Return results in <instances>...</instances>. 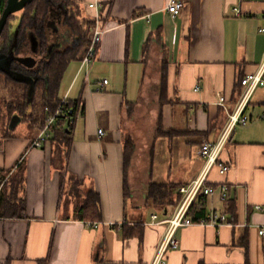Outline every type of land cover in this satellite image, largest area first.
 <instances>
[{
	"label": "crops",
	"instance_id": "obj_1",
	"mask_svg": "<svg viewBox=\"0 0 264 264\" xmlns=\"http://www.w3.org/2000/svg\"><path fill=\"white\" fill-rule=\"evenodd\" d=\"M49 1L67 10L72 3L94 24L99 14L107 30L88 82L78 75L84 46L60 83L59 99L69 93L80 107L70 149L32 146L43 121L31 120L35 109L1 122L0 264H151L178 204L153 203L150 186L188 184L204 170L202 145L218 140L241 79L264 63V0H184L175 17L170 0ZM64 40L68 47L79 37L67 27ZM4 61L9 72L14 60ZM73 62L78 68L60 96ZM246 114L249 122L236 126L220 155L229 171L208 174L209 184L228 185L227 200L217 192L196 213L202 219L215 210L226 223L180 227L167 264H264V86ZM144 117L147 136L136 132ZM73 177L99 195L97 220L77 216L85 197L71 191Z\"/></svg>",
	"mask_w": 264,
	"mask_h": 264
},
{
	"label": "built area",
	"instance_id": "obj_2",
	"mask_svg": "<svg viewBox=\"0 0 264 264\" xmlns=\"http://www.w3.org/2000/svg\"><path fill=\"white\" fill-rule=\"evenodd\" d=\"M184 4V0H170L167 5V11L175 17L182 12ZM89 6L92 8L96 7L95 4H90ZM235 12L239 15L240 9L236 7ZM106 30L107 27L104 26L102 19L98 14L95 17L94 28L90 34V42L83 51L78 71V75L83 74L87 82L96 58L97 48L101 43ZM260 32L264 33V27L260 29ZM107 83L108 80L106 79L102 83H99L98 90H101L102 86ZM240 84L244 86V89L239 96L235 110L229 113V120L220 137L216 142H205L202 145L201 153L206 157V166L204 170L195 180L188 184L181 185L178 189L181 198L178 202L176 212L171 218L166 220L168 223L167 231L157 247L156 254L151 264H167L165 258L167 251L180 246V241L176 237V232L180 227L190 226L195 223L221 225L227 221L224 214L218 213L215 210H212L206 218L197 220H195L189 213L197 201H204L207 197L217 192L222 201L227 200L228 185L226 183H221L216 186L209 184L208 174L213 167H216L222 175L229 171L230 166L220 159V155L236 126L246 125L250 120L249 115L246 114V109L256 89L260 86H264V63L261 65L257 73L241 79ZM196 90H198V88H196ZM225 103L226 98L223 95H220L219 104L225 107ZM69 104V93H66L60 98L54 111L47 115L43 128L32 143L33 147H41L46 142L50 141L54 125L63 123L67 127H73L78 118V113L73 114ZM46 110L49 112L50 109L46 107ZM103 133L104 131L102 129L99 130L100 135ZM258 208L260 207L258 206ZM153 218L156 219L157 215H154ZM99 224L100 223L96 221H86L88 227L96 228ZM260 234H264V228L260 230Z\"/></svg>",
	"mask_w": 264,
	"mask_h": 264
},
{
	"label": "flooded vegetation",
	"instance_id": "obj_3",
	"mask_svg": "<svg viewBox=\"0 0 264 264\" xmlns=\"http://www.w3.org/2000/svg\"><path fill=\"white\" fill-rule=\"evenodd\" d=\"M47 1V10L39 19L36 16L27 18L26 9L23 10L19 22L12 24L14 14L11 15L0 36V53H9L4 62L8 61L9 55L21 58L12 59L14 63L9 72H3L2 69L7 67L0 64V74L10 83L15 95L14 99L11 96L3 98L5 104L2 106L3 111L0 110L7 114L6 119L15 114L24 118L28 111L39 107L41 103L34 102L37 92L48 88L47 71L51 63L79 44V40H76L67 47L64 40L67 27L75 32L69 21L70 10L57 2ZM11 52L14 54L11 55Z\"/></svg>",
	"mask_w": 264,
	"mask_h": 264
},
{
	"label": "trees",
	"instance_id": "obj_4",
	"mask_svg": "<svg viewBox=\"0 0 264 264\" xmlns=\"http://www.w3.org/2000/svg\"><path fill=\"white\" fill-rule=\"evenodd\" d=\"M6 2L7 0H0V15L2 14L6 6ZM47 4V0H33L24 8V10L28 9L27 18L36 16V18L39 19L47 10ZM67 4L71 6V8L69 9L71 12L69 21L79 37V44L73 50L65 53L64 56L57 57V59H55L51 63L50 68L47 71V75L49 76L48 88L46 90L44 89L43 91L39 90L37 92L34 104L36 102L41 103L42 111L44 114H46L42 123L39 125L40 129L43 128L47 115L54 111L60 100L57 96V93L66 67L72 60H75L77 58V55L83 49V47L89 44L90 34L94 28L93 20L79 19V11L77 10V8L74 7L70 2H67ZM69 106L72 109L73 114L79 111V101L70 100ZM46 107L50 109L49 112L46 110ZM34 109V111L36 112V107ZM32 115L33 113L29 116ZM36 118L35 120L37 121L39 118ZM158 130L159 133H163L161 127H158ZM71 131L72 127H67L63 123L54 125L50 141H52V143L56 145H65L67 149H70L72 142ZM72 181L71 191L78 197H85L84 202L81 204V206L78 207L77 216L82 220H97L100 217L99 195L93 189L85 191L83 188V184L79 179L73 177ZM179 187L180 186L177 185H168L164 183H152L150 186V196L153 198V203L159 205H165L167 203L178 204L181 195L179 192H176V189H179ZM174 193L176 195L175 200L173 199ZM204 210V201L199 200L198 204L193 205V208L191 209L189 214L195 220H197L198 218L196 216V213L198 211L202 213ZM43 264H47V261H45Z\"/></svg>",
	"mask_w": 264,
	"mask_h": 264
},
{
	"label": "rangeland",
	"instance_id": "obj_5",
	"mask_svg": "<svg viewBox=\"0 0 264 264\" xmlns=\"http://www.w3.org/2000/svg\"><path fill=\"white\" fill-rule=\"evenodd\" d=\"M24 10V9H23ZM23 10L21 11H18L16 13H14V17L11 19V22L12 24H17L21 18V15H22V12ZM72 68L74 69L73 72H71V74H67V76L69 75L70 77L73 76V74L76 72L77 68H78V63L77 62H73L72 63ZM72 70V69H71ZM66 77V80L63 84V86H61V89H60V92H59V95L62 96L64 94V91L68 88V86L70 85V82H71V79H69L70 77ZM68 79V80H67ZM67 81V82H66ZM13 91L14 89L11 87L10 83H8L5 78L0 74V109L3 111L2 109V106H4L5 104V100L3 99L5 96H11L12 99H14L15 95L13 94ZM0 110V126H1V122L3 120V118H6V113L3 112L2 114V111ZM36 110L37 112L31 116V120L35 119L36 116L38 115V113L40 112V110H42V106L41 104H39V107L36 106ZM46 114L44 113H41V115H39V117L37 116V118H39V120H43L44 119V116ZM2 117V118H1ZM29 117V116H28ZM46 119V118H45ZM136 131V130H135ZM148 131H150V124L147 120L146 117L144 118H141L140 121H139V129L136 131L138 133H140L142 136L145 135L147 136L146 134L148 133Z\"/></svg>",
	"mask_w": 264,
	"mask_h": 264
},
{
	"label": "water",
	"instance_id": "obj_6",
	"mask_svg": "<svg viewBox=\"0 0 264 264\" xmlns=\"http://www.w3.org/2000/svg\"><path fill=\"white\" fill-rule=\"evenodd\" d=\"M33 0H7L6 6L0 16V36L2 34V31L5 27V25L8 22V19L11 15L14 13L23 10L29 3H31ZM13 51V50H12ZM35 51V50H34ZM11 55L14 54V52L10 53ZM5 58V55L3 53H0V62ZM8 61L11 62L12 59H21L20 57H8ZM16 121V117L13 118L12 122L14 123ZM12 126V125H11Z\"/></svg>",
	"mask_w": 264,
	"mask_h": 264
}]
</instances>
